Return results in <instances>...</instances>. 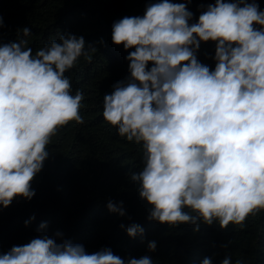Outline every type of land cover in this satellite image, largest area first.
Listing matches in <instances>:
<instances>
[{"label": "clouds", "instance_id": "obj_1", "mask_svg": "<svg viewBox=\"0 0 264 264\" xmlns=\"http://www.w3.org/2000/svg\"><path fill=\"white\" fill-rule=\"evenodd\" d=\"M190 2L156 0L146 5L143 16L112 24V42L134 50L125 57L129 76L103 97L102 117L121 137L141 146L142 167L130 180L152 205L148 219L193 223L194 231L197 221H218L221 229L230 223L242 227L250 215L264 210V10L255 0H215L190 24ZM22 34L28 37L31 30L24 27ZM210 40L215 42L213 70L196 56L200 43ZM27 45V39L0 44L3 207L16 196H34L31 181L42 170L52 137L72 121L84 123V93L72 94L65 73L81 56L91 62L89 49L96 52L86 48L83 36L72 34L60 35L59 42L52 40L35 53ZM121 205L109 200L106 207L124 215ZM143 231L135 223L126 228L130 237ZM147 247L155 251V241ZM0 264L153 260L145 255L125 261L110 248L89 254L81 244L58 243L44 234L0 254ZM201 264H212L211 258ZM220 264H232L231 257Z\"/></svg>", "mask_w": 264, "mask_h": 264}, {"label": "trees", "instance_id": "obj_2", "mask_svg": "<svg viewBox=\"0 0 264 264\" xmlns=\"http://www.w3.org/2000/svg\"><path fill=\"white\" fill-rule=\"evenodd\" d=\"M150 2L156 0H0V44L27 39L35 53L52 40L59 42L60 35L72 34L83 36L86 48L96 49L88 50L91 62L81 56L65 73L72 94L84 93L80 108L84 123L72 121L52 137L42 170L31 181L35 194L30 200L16 196L8 207L0 206V254L46 234L58 243L81 244L89 254L110 248L125 261L147 255L153 264H201L206 257L220 264L229 256L232 264L238 260L264 264V210L250 215L242 227L230 223L225 229L218 221L211 225L197 221L194 231L193 223L169 225L148 219L152 205L139 196L138 183L130 180L131 173L142 167L141 146L121 137L102 117L103 97L129 76L125 57L134 50L112 42V24L126 16H143ZM214 2L187 3L193 13L189 23ZM255 2L264 10V0ZM24 27L31 30L30 36H23ZM214 55V41L200 43L197 59L210 70L215 67ZM109 200L122 202L125 214L110 212ZM44 222L45 228L39 229ZM133 223L144 231L130 237L126 228ZM150 241H155V251L148 250Z\"/></svg>", "mask_w": 264, "mask_h": 264}]
</instances>
